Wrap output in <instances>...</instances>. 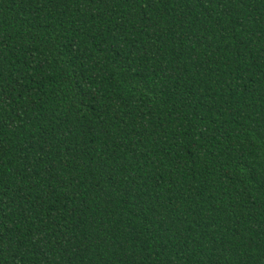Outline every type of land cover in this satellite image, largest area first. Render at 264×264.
Returning a JSON list of instances; mask_svg holds the SVG:
<instances>
[{
  "label": "trees",
  "instance_id": "obj_1",
  "mask_svg": "<svg viewBox=\"0 0 264 264\" xmlns=\"http://www.w3.org/2000/svg\"><path fill=\"white\" fill-rule=\"evenodd\" d=\"M0 264H264V0H0Z\"/></svg>",
  "mask_w": 264,
  "mask_h": 264
}]
</instances>
